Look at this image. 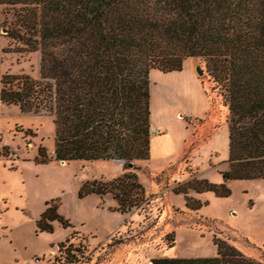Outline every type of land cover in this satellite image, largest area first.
Masks as SVG:
<instances>
[{
	"label": "trees",
	"instance_id": "1",
	"mask_svg": "<svg viewBox=\"0 0 264 264\" xmlns=\"http://www.w3.org/2000/svg\"><path fill=\"white\" fill-rule=\"evenodd\" d=\"M0 6L13 51L39 52L38 79L0 75V103L52 117V156L38 146L33 161L118 160L127 169L82 182L78 198L108 194L111 211L146 210L134 162L149 156V71L180 70L187 57L203 60L210 89L226 107L227 169L219 172L223 182L191 177L171 191L196 211L201 203L188 190L221 198L229 194L225 180L264 179V0H0ZM153 178L159 183L160 174ZM58 205L57 198L44 202L36 232H51L52 222L70 226ZM74 232L57 243L60 264L82 256L70 242ZM164 240L174 245L173 230ZM212 243L214 256L153 257L149 264H264L223 239Z\"/></svg>",
	"mask_w": 264,
	"mask_h": 264
},
{
	"label": "rangeland",
	"instance_id": "2",
	"mask_svg": "<svg viewBox=\"0 0 264 264\" xmlns=\"http://www.w3.org/2000/svg\"><path fill=\"white\" fill-rule=\"evenodd\" d=\"M3 16L0 6V75L23 73L38 79L39 52H14L16 44L4 35L6 27L1 26ZM192 59L202 71L199 79L211 101L205 117L211 118L212 124L221 122V126L226 107L217 90L210 89L203 60ZM203 121L185 118L193 129L191 145L178 161L167 140L165 153L153 151L148 159L134 162V172L149 204L145 211L133 209L121 214L109 209L114 201L108 194L78 198L76 193L86 180H110L126 171L122 162L96 159L61 164L51 158L35 163L38 146L52 156L51 115L21 113L14 105L0 103V264H60L57 243L72 231L70 242L82 248L75 264H149L153 257H209L216 252L213 237L233 245L246 257L264 262V179L225 180L229 194L221 198L210 191L188 190L186 196L201 203L196 211L184 207L182 193L171 191L176 185L175 175L182 169L192 174L195 168L196 178L223 182L219 172L227 169L226 135L214 137L213 154L208 153L211 143H205L194 159H189L195 141L214 128L200 134L198 127ZM157 174L159 183L153 178ZM54 198L59 202L58 213L70 226L52 222L51 232H36L35 219L44 202ZM171 230L174 245L167 247L164 235Z\"/></svg>",
	"mask_w": 264,
	"mask_h": 264
},
{
	"label": "crops",
	"instance_id": "3",
	"mask_svg": "<svg viewBox=\"0 0 264 264\" xmlns=\"http://www.w3.org/2000/svg\"><path fill=\"white\" fill-rule=\"evenodd\" d=\"M209 109L210 98L203 82L199 79V74L195 71L192 57L185 58L181 69L177 71L161 72L151 69L149 71V122L156 132L149 138V154L152 155L153 151L164 152V147L169 140V149L178 156L176 160L178 161L185 148L191 145L193 129L190 124L185 122V118L197 121L204 119L198 127L200 134L207 131L209 127H214L205 138L203 136L195 141L196 144L190 152L189 159H194L199 153V146L211 143L214 137L220 133V136H227L228 143V129L225 120L221 126V122L212 124V119L205 117ZM208 148L209 155L213 154L212 143ZM116 169V171L119 170L118 167ZM192 169V174L182 169L175 175V183L195 177L198 172L195 168ZM168 190L167 186L164 191Z\"/></svg>",
	"mask_w": 264,
	"mask_h": 264
},
{
	"label": "water",
	"instance_id": "4",
	"mask_svg": "<svg viewBox=\"0 0 264 264\" xmlns=\"http://www.w3.org/2000/svg\"><path fill=\"white\" fill-rule=\"evenodd\" d=\"M195 71L198 73V74H201L202 73V71H201V69L198 67V65H196L195 66ZM64 161L63 160H60V163H63ZM131 165V163H128V166H130Z\"/></svg>",
	"mask_w": 264,
	"mask_h": 264
},
{
	"label": "built area",
	"instance_id": "5",
	"mask_svg": "<svg viewBox=\"0 0 264 264\" xmlns=\"http://www.w3.org/2000/svg\"><path fill=\"white\" fill-rule=\"evenodd\" d=\"M148 131H149L150 135H152L156 132V130L152 126H149Z\"/></svg>",
	"mask_w": 264,
	"mask_h": 264
},
{
	"label": "bare ground",
	"instance_id": "6",
	"mask_svg": "<svg viewBox=\"0 0 264 264\" xmlns=\"http://www.w3.org/2000/svg\"><path fill=\"white\" fill-rule=\"evenodd\" d=\"M64 163V162H63ZM63 163H61V164H63Z\"/></svg>",
	"mask_w": 264,
	"mask_h": 264
}]
</instances>
